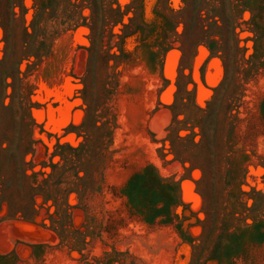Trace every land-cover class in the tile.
Segmentation results:
<instances>
[{
    "label": "rangeland",
    "instance_id": "obj_1",
    "mask_svg": "<svg viewBox=\"0 0 264 264\" xmlns=\"http://www.w3.org/2000/svg\"><path fill=\"white\" fill-rule=\"evenodd\" d=\"M0 264H264V0H0Z\"/></svg>",
    "mask_w": 264,
    "mask_h": 264
},
{
    "label": "bare ground",
    "instance_id": "obj_2",
    "mask_svg": "<svg viewBox=\"0 0 264 264\" xmlns=\"http://www.w3.org/2000/svg\"><path fill=\"white\" fill-rule=\"evenodd\" d=\"M28 230V229H27Z\"/></svg>",
    "mask_w": 264,
    "mask_h": 264
}]
</instances>
